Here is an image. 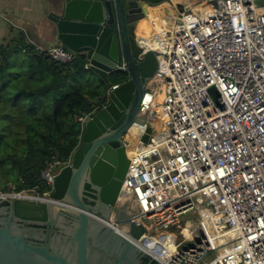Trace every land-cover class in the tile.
Returning <instances> with one entry per match:
<instances>
[{
  "label": "built area",
  "instance_id": "2783aa9c",
  "mask_svg": "<svg viewBox=\"0 0 264 264\" xmlns=\"http://www.w3.org/2000/svg\"><path fill=\"white\" fill-rule=\"evenodd\" d=\"M177 14L147 48L157 68L137 112L146 121L127 133L137 138L132 155L124 137L130 162L117 206L145 227L129 237L160 264H264V0H209ZM33 45L63 63L79 54ZM157 103L160 120L152 118ZM92 116L78 120L84 127ZM72 159L46 164V191L37 184L0 197L52 200L55 177Z\"/></svg>",
  "mask_w": 264,
  "mask_h": 264
},
{
  "label": "water",
  "instance_id": "95a60500",
  "mask_svg": "<svg viewBox=\"0 0 264 264\" xmlns=\"http://www.w3.org/2000/svg\"><path fill=\"white\" fill-rule=\"evenodd\" d=\"M169 1L53 0L48 18L56 40L85 54L90 69L110 87L109 73L127 71L129 77L110 91L107 104L85 123L72 165L55 177L52 200L0 197V264H92L94 249L102 251L96 264H103L105 256L110 264H141L146 256L155 260L129 237L139 239L146 229L124 207L118 208L117 197L130 162L124 137L135 122L146 121L137 112L157 68L154 51L142 44L138 24L149 8ZM151 132L148 127L144 143ZM87 192L95 196L97 206L86 204ZM63 216L72 218L60 234L63 246L48 239L44 244L31 240L39 235L38 225L49 227L40 232L45 238L57 236L54 226Z\"/></svg>",
  "mask_w": 264,
  "mask_h": 264
},
{
  "label": "trees",
  "instance_id": "16d2710c",
  "mask_svg": "<svg viewBox=\"0 0 264 264\" xmlns=\"http://www.w3.org/2000/svg\"><path fill=\"white\" fill-rule=\"evenodd\" d=\"M10 43L12 45L7 46L0 42L1 71L5 68L10 55L20 52L35 59L32 65L34 73H48L52 76L50 82L36 88H28L31 91H27L26 94L29 93L32 96L30 103L33 102L35 108L37 99L43 94L49 91L60 93L64 85L72 78L91 71L85 68L87 58L83 53H79L73 62L63 63L52 59L46 52H39L35 45L28 41L24 33L18 35ZM128 77L127 71H118L111 85L125 82ZM108 79L111 81L109 76ZM109 88L110 85L99 77V81L94 86L81 85L57 96L51 112L44 111L39 115L33 114L29 118H24L25 135L26 133L27 135L22 154L4 157L2 154L4 139L0 137V168L3 167L5 160L11 162L9 174L11 181L15 184V190L32 188L37 184L40 185L41 192L47 190V186L41 179V171L48 162L55 159L67 160L73 154L80 143L83 131L82 123L78 118L84 114H94L105 106L108 102ZM16 104L17 107L21 106L19 102ZM13 171L17 174L13 175ZM8 189L10 190V188H4L3 191H8ZM146 258L151 259L148 256ZM152 264H158V262L153 260Z\"/></svg>",
  "mask_w": 264,
  "mask_h": 264
},
{
  "label": "rangeland",
  "instance_id": "374dc122",
  "mask_svg": "<svg viewBox=\"0 0 264 264\" xmlns=\"http://www.w3.org/2000/svg\"><path fill=\"white\" fill-rule=\"evenodd\" d=\"M170 3L181 15L191 8L193 10H199L201 7L206 6L209 3V0H199L191 8H188L184 2L179 4ZM4 45L11 46L12 43L9 41L8 43H4ZM34 63L35 59L33 57L20 52H15L10 55L5 68L2 71L0 70V137L4 139L2 149L4 157L7 155L22 154L24 152L25 136L27 135V133L25 135L24 118H29V116H32L33 114L39 115V113L44 111L51 112L54 99L57 96L81 85L94 86L99 81V77L92 70L77 75L74 79L72 78V80L64 85L61 89L62 92L54 93L49 91L40 96L37 99V107L35 108L33 102L30 103L32 96L29 93L28 95L26 94L27 91H31L28 88H36L46 84L52 80V76L48 73H34L32 71V65ZM117 72L118 71L109 73L111 83L115 80ZM17 102L21 105L20 107H17ZM17 110L19 111L15 113ZM25 115L26 117H24ZM160 128L161 125L159 126V130ZM130 135L134 138L132 132ZM134 140L137 141L135 138ZM134 142L135 141L131 142L129 150L135 145ZM10 163L9 160H5L3 167L0 168V191L4 190V188H15V184L10 179ZM12 174L16 175L17 172L13 171ZM184 245H186V243L181 244V246Z\"/></svg>",
  "mask_w": 264,
  "mask_h": 264
},
{
  "label": "crops",
  "instance_id": "0c3cea01",
  "mask_svg": "<svg viewBox=\"0 0 264 264\" xmlns=\"http://www.w3.org/2000/svg\"><path fill=\"white\" fill-rule=\"evenodd\" d=\"M198 1L170 0L173 4L184 2L188 8ZM170 2L150 8L155 12L156 19L177 17L178 10ZM52 4L53 0H0V42L8 43L24 33L33 44L49 46L59 43L50 31L52 22L48 15L53 10ZM147 45V48L151 47ZM130 138L133 142L134 138L131 135Z\"/></svg>",
  "mask_w": 264,
  "mask_h": 264
},
{
  "label": "bare ground",
  "instance_id": "6f19581e",
  "mask_svg": "<svg viewBox=\"0 0 264 264\" xmlns=\"http://www.w3.org/2000/svg\"><path fill=\"white\" fill-rule=\"evenodd\" d=\"M159 6V5H158ZM177 18V17H176ZM175 17L171 16V19L170 20H167L166 18H163V19H156V14L154 11H152L150 8H149V13H148V16L144 19H142L139 24H138V28H137V31H138V34L142 37L143 39V44L144 46L146 47L147 44L151 45V39L152 37L155 35V34H160V35H164L166 31L170 30L173 26V23L176 19ZM148 46V45H147ZM147 48V47H146ZM164 96V93L162 92L160 95H159V100L158 102H160L162 100ZM152 118L153 119H158L160 120L161 119V109L160 107L158 106V103L154 106V113L152 115ZM161 124H158V127L156 128L157 131H159V126ZM134 129L131 130L133 136H134V133H133ZM127 138H129V143L131 145V138H130V134H129V137H128V134H127ZM135 139H137L135 136H134ZM135 142V145H136V140H134ZM129 145V146H130ZM135 145L133 146V148L131 150H129V147H128V152H129V155H132L135 151ZM121 231H125L126 229L122 226L119 228ZM163 234V233H162ZM161 234V235H162ZM162 238L164 237L163 235L161 236Z\"/></svg>",
  "mask_w": 264,
  "mask_h": 264
},
{
  "label": "flooded vegetation",
  "instance_id": "af4514ba",
  "mask_svg": "<svg viewBox=\"0 0 264 264\" xmlns=\"http://www.w3.org/2000/svg\"><path fill=\"white\" fill-rule=\"evenodd\" d=\"M86 188L88 189V186H86ZM87 198L85 199L86 204L90 205V206H97L96 202H95V196L90 194V193H86ZM58 224H56L54 226L55 230L57 231V236H55V233L49 234L47 238H45V236H43L42 234H40V232H48L47 229H49L48 226H44V225H38L36 226V233H38V236L35 237H31V240L36 243V244H44L46 242V239L51 240V242L53 244H55L56 246H63L61 243H65L64 238H62L60 240V234L64 230L66 229V227H68L71 222H72V218L71 216H63L60 217L59 219L56 220ZM36 235V234H33ZM61 250V249H60ZM102 254L101 250L98 249H94L93 253H92V259H91V263L92 264H96V262L98 261L100 255ZM103 264H110L109 258L107 256H105V259L103 261ZM141 264H152L151 259H148L146 257L142 258Z\"/></svg>",
  "mask_w": 264,
  "mask_h": 264
}]
</instances>
